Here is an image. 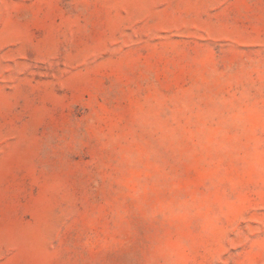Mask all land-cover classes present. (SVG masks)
I'll return each instance as SVG.
<instances>
[{"label":"rangeland","instance_id":"obj_1","mask_svg":"<svg viewBox=\"0 0 264 264\" xmlns=\"http://www.w3.org/2000/svg\"><path fill=\"white\" fill-rule=\"evenodd\" d=\"M0 264H264V0H0Z\"/></svg>","mask_w":264,"mask_h":264}]
</instances>
